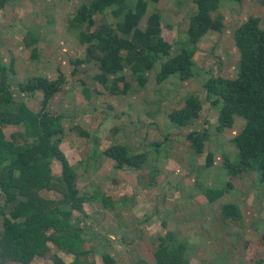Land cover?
I'll return each mask as SVG.
<instances>
[{
	"label": "rangeland",
	"instance_id": "1",
	"mask_svg": "<svg viewBox=\"0 0 264 264\" xmlns=\"http://www.w3.org/2000/svg\"><path fill=\"white\" fill-rule=\"evenodd\" d=\"M90 2L8 0L0 10V60L6 67L13 62V71L8 69V73L14 98L35 112L41 110L44 96L38 91L22 98L20 85L34 78L27 68L39 69L34 73L49 79L60 75L66 79L63 91L49 106L52 115L62 117L64 133L54 141L60 142L77 175L76 188L85 200L84 213L75 212L73 218L88 234L86 249L92 251L91 261L104 264L102 258L111 254L118 264H155L161 238L173 233L177 244L187 246L190 264H264V183L257 173L231 176L227 165L238 161L233 140L248 121L235 116L233 128L221 131L222 104L213 106L214 98L210 100L204 89L212 77L237 78L241 54L236 32L251 17L260 18L264 28V0H224L222 9L212 14L215 18L223 16L224 31L208 33L192 51L194 79L181 82L171 78L158 84L157 74L166 60H156L154 69L144 74L148 80L145 86L129 67L125 69L130 90L123 96L112 95L96 81L97 65H74L87 52V46L79 41L80 32H86L87 26L74 19ZM127 2L134 7L138 0ZM156 11L162 16L163 34L175 49L187 43L191 19L198 13L195 0L151 4L141 23L143 29ZM120 14L116 6L97 14L91 31L101 25L116 29ZM29 32L40 39L35 45L38 59H33L32 48L25 46ZM190 94L202 101L200 118L187 127L171 124L170 115L184 107ZM10 126L2 129L5 142L23 146L20 134L25 127ZM76 128L90 137H80ZM205 130L209 140L204 152L197 154L187 136ZM113 145L127 147L131 155L145 154L146 166L139 171L128 166L118 170L117 163L103 155ZM210 153L214 154L212 165L208 164ZM53 168L60 176L59 161L54 160ZM207 188L226 192L209 203L203 193ZM42 196L58 199L54 193ZM108 200L111 207H105ZM230 203L238 205L241 219L225 223L222 207ZM50 250L47 258L32 264H53L55 257L71 262L53 245Z\"/></svg>",
	"mask_w": 264,
	"mask_h": 264
},
{
	"label": "trees",
	"instance_id": "2",
	"mask_svg": "<svg viewBox=\"0 0 264 264\" xmlns=\"http://www.w3.org/2000/svg\"><path fill=\"white\" fill-rule=\"evenodd\" d=\"M7 1L0 0V10L6 7ZM160 1L138 0L134 7L127 0H91L83 5L74 20L80 26H87V31H81L79 35L87 52L85 58L78 59L74 65H97L96 81L114 96L129 93L130 85L123 75L125 69L129 67L133 75L139 76L140 85L145 86L148 80L144 74L154 69L156 60H166L157 74L158 84L171 78L181 82L194 79L192 51L208 33L224 31L223 16H212L222 9L224 0H195L198 13L191 19L187 43H181L178 49L165 38L159 11L148 17L145 29L141 27L151 4ZM242 1L234 0L236 3ZM114 6L122 15L117 28L101 25L91 31L95 26L94 16ZM261 22L260 18L251 17L236 32V44L241 54L237 78L212 77L204 89L210 100L214 98L213 106L222 104L219 107L221 131L233 128L235 116L248 121L246 128L233 140L239 153L237 163L227 164L231 176L240 172L257 173L264 183V28ZM24 42L27 48H32V58H40L35 46L39 40L33 33L29 32ZM8 69H13V62L10 67L0 63V264H31L37 258L45 259L51 252L50 245L72 259L68 263L55 257L53 264H95L91 261V252L86 249V232L78 222H73L74 213H84L85 204L76 188L77 175L60 148V142L54 141L64 129L62 117L52 115L49 105L62 91L66 79L63 75L54 81L38 77L20 85L21 93L35 95L41 91L44 94L41 110L35 112L14 98ZM202 106V101L190 94L184 107L170 115L169 122L187 127L200 118ZM10 125H24L25 132L20 134L23 146L5 142L2 129ZM76 129L80 137H90L88 132ZM187 137L197 154L204 152L209 140L206 130L190 133ZM96 140L93 142L95 152L98 148ZM103 155L115 161L118 169L128 166L142 170L146 166L145 154L131 155L122 145H113ZM54 160L61 164L60 176L54 174ZM213 160L214 154L210 153L208 164L212 165ZM225 192L213 188L203 191L209 203L221 199ZM43 193H54L58 199L48 200ZM105 207H111L109 200ZM221 218L225 223L241 219L238 205L225 204ZM154 257L156 264H190L187 246L177 244L173 233L161 238ZM103 262L116 264L109 255L103 257ZM137 264L146 263L140 261Z\"/></svg>",
	"mask_w": 264,
	"mask_h": 264
},
{
	"label": "crops",
	"instance_id": "3",
	"mask_svg": "<svg viewBox=\"0 0 264 264\" xmlns=\"http://www.w3.org/2000/svg\"><path fill=\"white\" fill-rule=\"evenodd\" d=\"M40 40V39H39ZM14 58V57H13ZM16 60V59H15ZM45 62V61H44ZM0 63L2 64V65H6L5 63H3L1 60H0ZM48 66V64H46V67ZM28 68H30V67H28ZM27 68V73H32V76L34 77V78H40V77H43V78H45V79H48L49 81H52V80H54V79H49L47 76H44V75H36L34 72H37V71H39V69L38 70H34L32 67L30 68V69H28ZM34 78H32L31 77V79H34ZM30 81V80H29ZM63 91V90H62ZM62 91H60L59 93H61ZM41 92V91H40ZM37 93V92H36ZM35 93V94H36ZM58 93V94H59ZM13 94V93H12ZM58 94L53 98V99H57V96H58ZM14 96V95H13ZM21 96H22V98H24V97H27V96H33V95H30V94H27V93H21ZM43 96H44V94H43ZM23 101H25V100H23ZM53 101V100H52ZM51 101V102H52ZM26 104V103H25ZM27 106H28V104H27ZM29 107V106H28ZM14 126H23L24 127V125H12V126H10V127H14ZM62 126H63V123H62ZM111 160V159H110ZM118 170H122V169H118ZM139 171V170H138ZM73 222H75V220H74V218H73ZM1 227V226H0ZM1 232V231H0ZM87 236H88V234L86 233V236H85V239H86V241H87ZM175 236V239H176V235H174ZM88 251H90V250H88ZM91 252V255H92V251H90ZM62 254V253H61ZM109 256H111L115 261H116V258L113 256V255H111V254H108ZM61 258V257H60ZM90 258H91V256H90ZM155 258V257H154ZM63 259V258H62ZM103 259V258H102ZM35 260H43V259H39V258H37V259H35ZM34 260V261H35ZM33 261V262H34ZM72 261V260H71ZM32 262V263H33ZM31 263V264H32ZM69 263H71V262H69ZM94 263V262H93ZM137 263V262H136ZM116 264H118L117 263V261H116ZM155 264H156V260H155Z\"/></svg>",
	"mask_w": 264,
	"mask_h": 264
}]
</instances>
